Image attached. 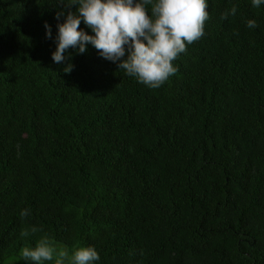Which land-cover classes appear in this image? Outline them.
<instances>
[{
  "label": "trees",
  "instance_id": "obj_1",
  "mask_svg": "<svg viewBox=\"0 0 264 264\" xmlns=\"http://www.w3.org/2000/svg\"><path fill=\"white\" fill-rule=\"evenodd\" d=\"M207 3L152 89L92 47L64 73L56 0H0V264L45 234L98 264H264V6Z\"/></svg>",
  "mask_w": 264,
  "mask_h": 264
},
{
  "label": "clouds",
  "instance_id": "obj_2",
  "mask_svg": "<svg viewBox=\"0 0 264 264\" xmlns=\"http://www.w3.org/2000/svg\"><path fill=\"white\" fill-rule=\"evenodd\" d=\"M253 8L264 6V0H250ZM55 35L44 22L45 37L51 38L55 49L51 60L63 64L64 73L73 70L72 53L84 54L88 47L97 55L122 69L137 83L159 88L176 72L173 63L186 51V45L204 35V23L209 18L207 0H56ZM233 5L221 19L235 15ZM62 20V22H61ZM83 25L85 28H81ZM245 26L257 27L255 19ZM72 49V52L68 50ZM21 218L30 215L24 208ZM39 231L35 226L21 231L28 236ZM19 255L25 264H98L100 255L93 246L76 247L71 255L54 247L50 238L42 235L34 246L23 247Z\"/></svg>",
  "mask_w": 264,
  "mask_h": 264
},
{
  "label": "rangeland",
  "instance_id": "obj_3",
  "mask_svg": "<svg viewBox=\"0 0 264 264\" xmlns=\"http://www.w3.org/2000/svg\"><path fill=\"white\" fill-rule=\"evenodd\" d=\"M54 247L57 249L58 247H60V249L59 250H66V248H62L61 247V245H59V244H54ZM67 251V250H66ZM9 263H14V264H25V262H24V260L23 259H19V258H12L10 261H9Z\"/></svg>",
  "mask_w": 264,
  "mask_h": 264
}]
</instances>
